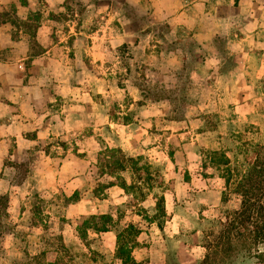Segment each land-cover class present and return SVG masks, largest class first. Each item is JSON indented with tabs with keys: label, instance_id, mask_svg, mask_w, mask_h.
Wrapping results in <instances>:
<instances>
[{
	"label": "clouds",
	"instance_id": "obj_1",
	"mask_svg": "<svg viewBox=\"0 0 264 264\" xmlns=\"http://www.w3.org/2000/svg\"><path fill=\"white\" fill-rule=\"evenodd\" d=\"M238 7L217 33L221 23H205L215 12L211 0H26L19 6L5 40L11 42L13 31L26 37L24 58L35 57L42 76L36 85L0 89V207L11 197L0 218V264H33L45 251L56 254L43 264H62L58 244L50 249L46 241L66 234L73 264H85L88 249L78 229L86 222L103 226V216L111 217L113 253L117 234L134 218L143 227L141 244L162 243L166 258L183 250L188 264H203L214 218L200 219L210 194L203 173L216 137L198 136L197 129L217 111L230 121L229 133L250 119L264 121V75L255 76L264 60V0H239ZM37 43L55 44L56 56L36 50ZM121 152L143 156L139 166L159 170V180L136 179L131 165L106 168ZM77 191L85 193L79 204L72 200ZM38 206L46 209L40 218ZM140 210L151 224L135 215ZM121 213L125 220L117 223ZM48 216L51 234L43 226ZM222 264H264V237L240 239Z\"/></svg>",
	"mask_w": 264,
	"mask_h": 264
},
{
	"label": "rangeland",
	"instance_id": "obj_2",
	"mask_svg": "<svg viewBox=\"0 0 264 264\" xmlns=\"http://www.w3.org/2000/svg\"><path fill=\"white\" fill-rule=\"evenodd\" d=\"M26 3V0H25ZM211 4L215 5V12L206 21V26L211 27V25L216 23H221L220 28H216L215 32H222V22L228 20V18L235 17L239 12V0H237V5L233 6L229 4V0H211ZM21 4V0H19V4L16 0L9 3V0H0V9L4 11H0V89L8 90L9 87H23L24 85H36L39 84L40 78L42 76L41 65L36 60L35 57L25 59L24 53L26 50V45L28 44V40L26 37L21 35H17L14 39L11 32V42L5 40V35L10 31V23L9 22H1L2 13L8 12L11 10V14L8 16L10 18H14L15 15L19 14V6ZM12 6H14V12L12 11ZM26 6V5H24ZM234 23V21H229ZM36 36L39 37V30L36 31ZM196 39H200V36L197 35ZM214 39L219 41V36H215ZM21 40L24 41L23 44L19 43ZM58 43V41H57ZM34 48L44 55H48L49 53L54 57L56 56V45L53 44L50 48H42L40 44H34ZM23 63L24 67L21 70L20 65ZM251 67V65H250ZM264 75V60H261L259 66L255 69V76L257 78ZM245 88L248 85H244ZM43 89H41L42 91ZM251 95V93H248ZM243 100H247V95L243 97ZM187 107L191 110L197 105H187ZM199 107H203V105H199ZM233 109L236 108L233 105H229ZM187 115V113H186ZM264 115V113H262ZM224 113L217 111L212 115H208L204 117L207 120V127L202 129H197V135L203 136H215L216 139L210 141L214 147L209 149V153L212 150H221L225 151L228 156L233 159L235 155L238 161H242L244 156L254 157L256 152H264V121L250 119L247 127L240 130L238 133H229L226 129V125L230 124V121H226L223 119ZM126 119H130L127 117ZM195 123V121L193 122ZM170 134V133H169ZM234 145V146H233ZM179 149H174L170 155L174 158ZM142 160L145 158L143 156ZM175 163V160H173ZM150 166V164H148ZM211 167L215 169V172L209 174L207 172V168ZM150 173L153 180H150L151 184L156 183L160 178V171L157 170L153 172L151 166ZM205 172L203 173L204 181L208 182V188L210 189V194L208 195V203L200 205V219L204 221L208 215L214 217L213 219L208 220V226L205 233V244L208 247V255L206 259L203 261V264H222L223 258L226 257L231 251L232 247H229L226 238L219 239L222 230H224V226L221 225L220 222L226 223L228 219H234L236 215H234V211L239 209L240 207V195L233 192L232 190H228L225 188V182L222 176L220 175V171L216 169L213 165L206 164ZM179 171V169H177ZM136 179L138 176H142V172L136 173ZM184 180L186 183L193 182V176L186 172L184 175ZM111 187V186H110ZM101 192V188L96 189L95 194H99ZM78 199L73 200L77 204H79L85 196V193L77 191ZM141 199H145L143 194H141ZM11 197L8 198V203L0 207V218H3V213H7L10 211ZM165 205V199H164ZM46 209L43 206H38L35 208V214L37 218L44 216ZM146 220L147 215L143 213V210H140L135 213V215H142ZM48 223H44L45 231L51 234V228L49 225L52 222V217H46ZM125 220V216L123 213L120 214L119 223H123ZM134 224L139 226L141 229L140 234L137 236V245L133 249L132 254L138 261H142L144 264H188V261L184 259V251L181 250L179 254L176 255H168L167 258L165 256V252L163 251V244L161 243L160 247H154L152 244L144 243L141 244L139 241L144 236V231L142 225H139L133 221ZM151 224V222H148ZM61 224L64 228L67 227V220L61 219ZM39 225H34V227H38ZM55 227V225H52ZM162 223V230H163ZM248 228L251 225H247ZM63 231V228L61 229ZM111 230L106 232H92L88 231V234L85 238H81L86 241L84 247L88 249V253H84V261L85 264H120V262L114 257V253L112 252V247L110 246V241L108 239V234ZM240 232V233H239ZM243 234V236L241 235ZM67 235V234H66ZM66 235H62L56 238V241L48 240L46 243L49 248L55 244H58L57 251L63 253L62 256V264H73L74 259L76 257L73 256L74 248H69L66 244ZM248 231L244 227L236 228L232 231V242L233 245L237 244L240 239L248 238ZM93 237V239H90ZM94 237H99V243ZM114 247L116 248V242ZM55 252L45 251L42 252L40 256L36 257L33 261V264H43L44 261L51 260L55 255Z\"/></svg>",
	"mask_w": 264,
	"mask_h": 264
},
{
	"label": "trees",
	"instance_id": "obj_3",
	"mask_svg": "<svg viewBox=\"0 0 264 264\" xmlns=\"http://www.w3.org/2000/svg\"><path fill=\"white\" fill-rule=\"evenodd\" d=\"M21 4L26 5L25 0H21ZM14 9V6H12L13 12L15 11ZM2 17L1 22L16 24L15 17L10 18L8 12H3ZM17 35V31H13L12 36L14 39ZM209 155L211 165L220 171V175L224 179L225 188L240 195V207L233 212L236 217L228 219L226 223L220 222L224 226V230H222L219 239L226 238L229 247H232V231L240 227L247 229L248 235L246 237L248 238L251 236H255L256 238L264 237V152H256L253 158L246 155L240 162L235 155L232 159L225 151L221 150H212ZM113 160L114 162H110L105 167L116 171H126L127 167L131 165L133 172L146 174L147 183L152 185L150 180H153V178L150 173V166L148 164H145L143 167L139 166V161H142V157L137 159L126 158L121 152L119 158L117 159L114 156ZM109 174L111 173L109 172ZM141 178L144 177L138 176V179ZM110 186L112 185H108V187ZM120 186L126 187L123 179H121ZM77 194L76 192L72 200L78 199ZM158 207L163 216L164 197H161ZM101 219L105 221L103 226L96 225L93 227L86 222L82 229H78L80 237L85 238L88 231L100 233L111 230L109 227L111 217L103 216ZM146 220L151 223L153 222L149 218H146ZM249 224L251 225L250 228L247 227ZM160 227L162 228V223ZM140 232L139 226L133 222H129L127 227L117 234L114 257L120 264H144L142 261L136 260L132 254L133 249L137 245L136 238ZM241 235L243 236L242 233Z\"/></svg>",
	"mask_w": 264,
	"mask_h": 264
}]
</instances>
